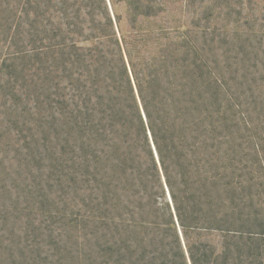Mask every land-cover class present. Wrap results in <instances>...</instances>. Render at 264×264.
<instances>
[{
	"label": "trees",
	"instance_id": "obj_1",
	"mask_svg": "<svg viewBox=\"0 0 264 264\" xmlns=\"http://www.w3.org/2000/svg\"><path fill=\"white\" fill-rule=\"evenodd\" d=\"M0 264H264V0H0Z\"/></svg>",
	"mask_w": 264,
	"mask_h": 264
}]
</instances>
